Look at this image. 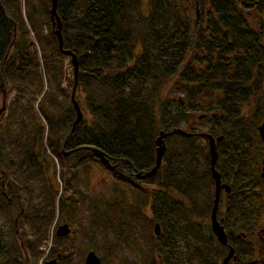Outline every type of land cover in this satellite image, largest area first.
Segmentation results:
<instances>
[{
	"label": "trees",
	"instance_id": "obj_1",
	"mask_svg": "<svg viewBox=\"0 0 264 264\" xmlns=\"http://www.w3.org/2000/svg\"><path fill=\"white\" fill-rule=\"evenodd\" d=\"M189 1L199 0L180 2L183 13ZM208 1V24L201 29L189 25L178 14V5L175 8L169 0H151L147 13L138 0H57L63 49L78 62L75 99L83 114L63 147L76 118L70 100L74 79L70 58L60 54L53 34L51 2L0 0V95L5 102V114L0 116V213L9 215L10 222L6 232L0 227V264H37L55 210L58 217L78 223L80 198L74 170L93 164L107 170L117 184L129 186L134 199L129 204L115 198L105 208L96 201L86 205L90 214L83 233L91 246L78 264L89 251L105 264L100 247L124 264H180L182 236L187 231L194 238L199 219L210 217L214 200L204 135L223 138L215 170L229 187L218 205L227 242L232 241L231 233L256 220L264 193L260 178L264 149L257 132L264 122V36L262 28L257 33L251 30L245 14L257 2ZM259 1L264 8V0ZM167 11L177 12L174 22ZM66 69L72 74L70 91L63 86ZM171 80L185 96L175 102L178 113L164 107L157 114L161 89ZM11 92L14 95L6 105L3 94ZM210 93L218 94L214 103L202 102ZM251 106L254 111L248 113ZM195 113H203L198 120H208L207 132L189 126ZM185 122L188 131L180 127ZM174 129L191 136L165 137L161 168L145 177L155 164V139ZM173 138L183 143L189 157L182 149L170 150ZM193 142L203 143L205 152L204 169L197 178ZM90 149L101 152L115 169L105 166ZM67 152L71 153L65 156ZM42 157L60 164L63 181L66 169L73 172V183L63 190L72 192L67 197L63 193L57 197L52 183L47 185ZM148 205L150 216L144 211ZM125 206L131 208L128 217ZM21 219L27 221L23 226H29L24 238L18 231ZM155 224L160 227L158 237L153 234ZM128 226L135 232L130 233L135 247L125 249L122 235ZM102 227L120 237L119 242L112 241ZM208 227L218 246L209 259L221 260L224 253L220 255ZM52 247L59 261L67 259L69 250L61 238L53 235ZM243 249L252 253L245 243ZM240 251L237 245L236 257Z\"/></svg>",
	"mask_w": 264,
	"mask_h": 264
},
{
	"label": "rangeland",
	"instance_id": "obj_2",
	"mask_svg": "<svg viewBox=\"0 0 264 264\" xmlns=\"http://www.w3.org/2000/svg\"><path fill=\"white\" fill-rule=\"evenodd\" d=\"M138 1L140 2V7L143 13H147L152 3L151 0H138ZM183 1L184 0H169V2L175 8L178 5V9H179L178 14L182 16L189 25H191L192 27L195 26L201 29H205L208 24V14L210 11L209 4H208L209 1L199 0V1H195L196 3H194V1H189V3L186 6V13H183L182 11L185 9L184 8L185 6L184 5L182 6L181 4H179L180 2H183ZM253 1L257 3L260 2L259 0H253ZM184 3L185 2H183V4ZM257 3L252 5L251 8L247 9L246 14H245V19L249 27L254 33L260 32L262 28V34L264 36V8L260 7ZM174 13L176 14L177 12L172 11L171 13L168 14V11H167L168 18L173 22L176 19ZM263 46H264V39H263ZM65 64H67V61H64V65ZM71 70L66 69L67 75H66V79L64 80L65 83H63V86L66 87L65 89L69 91H70L69 82L72 80V74L70 72ZM43 83L45 85V81ZM178 88L179 87L177 86V83L175 80H171L163 85L161 92H160V97L156 103L157 114H158V111L162 110V108L164 107H167V108L172 107V109H170L171 112H173L174 114L178 113V109H177L178 106L177 108L176 106H174L175 102L177 103L179 99L184 98L185 96ZM13 95H14V92H11L10 94L8 93L5 94V97L7 99L6 105L8 104V102H10ZM217 95L218 94L216 93H210L208 94V96H203L204 98L202 102L209 101L212 104L214 103V99H217ZM1 96L2 95H0V108L3 105ZM83 97L84 95L82 94L78 96V101L80 103L84 101ZM251 104H254L253 101H251ZM254 106H251L250 108H248L247 112L252 113L254 111ZM201 114L203 113H195L194 117H192L191 120L189 121V126L195 128V130L198 132H207L210 124L208 123V120H198ZM187 125L188 123L185 122L180 127L188 131L189 126ZM190 146L192 147L191 149L198 152V154L196 155V159L194 160V163H193V167H194L193 176L197 178V176H200L199 174H201L200 171L204 169L205 152L203 153V150H202L203 143L193 142V144H191ZM169 147L172 152L176 151L177 149L179 150L182 149L183 154L189 157V152L186 149H184L183 143L180 142L178 138H173L172 140H170ZM263 149H264V146H263ZM200 152H201V156H200ZM47 156L49 155L47 154ZM41 160L44 162L43 164L46 167L45 179H46L47 185L51 186V183H52L53 190L55 192L57 191V197H58L60 194L63 193V190L67 186V184L70 185L71 183H73V179H72L73 172L69 169H66L64 173L66 178L63 181L61 177L62 168L60 167V164H58L55 159H54V165L49 160H47L45 157H42ZM74 172L76 175V181L78 183V191H79V198H80L79 209H80L81 214L77 220L78 223L72 224L71 220L65 216L58 217V214L55 210L54 219L49 226L48 238H47L45 245H43L40 248L41 256L38 259L37 264H44L52 260H55L56 264H74L73 262L78 264L79 258L82 255V253L86 252L88 247L91 246L89 237H87L83 233V230L85 229V226H86V219L89 217V214H90L86 210V205L88 206L90 201H96L98 205H100L101 207L102 206L104 207L105 204L107 205L108 203H111L113 200H115V198H120L125 203H129V204L134 199V192L129 186L117 184L115 180L111 177L109 172L98 164L84 165L80 167L79 169H75ZM198 182L201 188L202 187L201 183H204V181L201 180ZM149 188L147 189L150 190ZM155 189L156 188H154V190ZM71 193L72 192L64 191L62 195L67 197ZM198 195H199V189L195 192V195H194L195 198H197ZM25 196L26 195H24V198ZM124 210L127 213L126 217H128V215L131 212V208L126 209V206H125ZM144 211L146 215L150 216L151 214L150 205H148L144 209ZM12 213L14 215L17 214L15 209ZM6 216H9V215L0 213V227L4 229L5 232L8 230V226L10 225L9 217L6 218ZM199 220H197L199 221L198 232H193L194 238H191V234L187 233V231L184 234V238L182 236V239H184V248L186 250L185 251L183 250L184 257L182 261H180V264H200L204 260H209V257H212V255L217 251L218 246L215 245V243L210 239V233H209V227H208V225L210 226L209 218L208 219L204 218L202 220L201 219ZM26 222H27L26 220L23 219L22 221L21 219V221H19V226H18L19 235H21V237L23 238L26 235V230L29 229L28 225L23 226V224H25ZM64 224L68 225L70 229V234L64 239L63 238L61 239H62V242L64 243V246L67 247L69 251L73 252V256H68L70 254V252L68 251L67 259L66 260L62 259L61 261H59L60 257L57 258V255L52 254L54 252V249L52 247V237L53 235H55L57 228ZM102 228L105 234L108 237H110L112 241L119 242L120 237L116 236L109 229H104V227ZM132 232L135 234L133 228L131 226H128L126 232L123 233L122 235L123 238H125L124 239L125 249H127L126 248L127 246H130V248L135 247V242L133 240L134 238L132 234H130ZM189 239H191L192 243L191 241L188 242ZM122 244L124 245V243ZM187 244H189V249L187 248L188 246ZM195 250L198 253V256L194 253ZM100 251H101V254H103V257L105 259V264H124V261L122 258L117 257L115 255L109 256L106 253H104L103 252L104 249H102V247H100ZM85 256H86V253L84 254V258ZM98 257L100 259V256ZM200 259H201V262H200ZM83 263H84V259H83V262L81 261V264Z\"/></svg>",
	"mask_w": 264,
	"mask_h": 264
},
{
	"label": "water",
	"instance_id": "obj_3",
	"mask_svg": "<svg viewBox=\"0 0 264 264\" xmlns=\"http://www.w3.org/2000/svg\"><path fill=\"white\" fill-rule=\"evenodd\" d=\"M51 6H50V18L52 21V27H53V34L57 39L58 42V49L60 54L63 56H67L70 58V63L72 66V71H73V79H74V85L72 89V94L70 97L71 104L73 106V110L75 112L76 118L73 122L72 128L66 137L63 147L65 146V143L67 139L72 135V133L75 131L76 126L82 121L83 119V114L80 110V106L78 102L75 99V91L77 87V76H78V62L76 56L67 50L63 49V40H62V34H61V20L57 14V0H50ZM5 111V102H3L2 107L0 108V116L4 113ZM257 132L260 138V141L264 145V122L257 128ZM171 134H178L182 136H191L189 133H186L180 129H174L170 133H165V132H160L157 138L155 139V164L153 168L148 171L145 174V177L153 176L157 173L158 170L161 168V164L163 161V157L166 153V146L164 139L165 137L171 135ZM205 138L208 141V149H209V157H210V174H211V183L214 185V200H213V205H212V210L210 214V224H211V232L213 236L215 237L216 241L222 245V246H227V236L226 233L217 220V212H218V205H219V199L221 196V191H225L224 193L229 192V187L225 184L221 183V178L219 173L215 170V165L217 162L218 158V149L219 145L222 142L223 138L222 137H217L214 138L211 135H204ZM100 160L105 164L110 169H114V167H111L109 160L105 159L103 154L99 152L98 150L95 149H90ZM71 152H67L65 156L69 155ZM260 178L262 181V185L264 187V151L262 154V161H261V174ZM70 234V229L68 225L64 224L62 226H59L55 232V236L58 238H65ZM153 234L154 236L158 237L160 235V227L158 224H155L153 226ZM233 256V250L230 249L229 253L227 256L223 259L222 264H228L229 260ZM45 264H56L55 260L46 262ZM83 264H101V261L99 257L95 254L93 251H89L85 258H84V263Z\"/></svg>",
	"mask_w": 264,
	"mask_h": 264
},
{
	"label": "flooded vegetation",
	"instance_id": "obj_4",
	"mask_svg": "<svg viewBox=\"0 0 264 264\" xmlns=\"http://www.w3.org/2000/svg\"><path fill=\"white\" fill-rule=\"evenodd\" d=\"M3 98H5V94H3ZM191 128L195 129L193 127ZM111 167L114 166L111 165ZM131 176H135L134 173H131ZM211 185L214 193V185L212 183ZM224 192L225 191H221V194ZM220 213L221 212H217V220L222 226L223 218H220L221 215ZM210 228H211V224H210ZM224 231L228 239L229 237L227 234V230L224 229ZM230 238L232 239V241L231 242L228 241L229 244L227 246H222L217 242L218 245L220 246L219 247L220 255L224 253V256L222 257L221 260L220 259L204 260L203 264H222L223 258L229 253L230 249L233 250V256L229 260L228 264H264V193L262 195V206L256 220L249 227H246L243 231H240L239 233L236 232L231 233ZM244 243L246 248L250 249L252 253L251 252L250 254L245 253L243 249ZM237 245L240 246L241 249V251L237 253L238 257H236L235 255ZM185 250L186 249L184 248V251ZM159 264H161V262Z\"/></svg>",
	"mask_w": 264,
	"mask_h": 264
}]
</instances>
